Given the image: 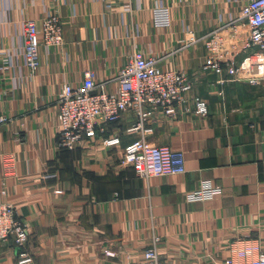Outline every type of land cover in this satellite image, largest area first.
<instances>
[{
    "label": "crops",
    "instance_id": "0c3cea01",
    "mask_svg": "<svg viewBox=\"0 0 264 264\" xmlns=\"http://www.w3.org/2000/svg\"><path fill=\"white\" fill-rule=\"evenodd\" d=\"M12 1L14 8L22 2ZM244 1L171 0V27L153 28L148 12L143 19L133 16L143 20L135 39L130 37L133 25L125 28L128 36L118 37L116 12L102 8L101 13L99 0L57 1L63 47L50 55L40 48V66L27 92H9L8 83L1 85L10 121L0 124V150L12 151L16 160L12 174L4 178L6 195L0 193V201L11 202L26 226L24 250L33 264H128L152 236L159 239L161 257L176 264H218L238 239H255L264 250V79L251 83L233 79L225 70H201L207 53L203 39L170 53L178 48L183 27L202 38L219 28L223 58L233 56L245 68L254 65V49L243 47L249 29L237 19ZM39 11L41 16L42 7ZM230 19L236 20L228 24ZM4 32L7 27H0ZM133 40L141 50L150 46L154 54L165 55L158 67L184 69L191 80L175 115L154 110L145 134L152 144L183 152L180 174L144 180L130 166L118 164L123 147L138 137L124 133L135 119L130 111L105 124L104 133L82 147H55L51 98L60 82L80 80L87 67H93L99 79L114 75ZM1 43L7 45L8 39ZM250 70L257 71L253 66ZM194 97L205 102V115L192 111ZM102 136H117L119 142L105 147ZM48 173L55 176L45 177ZM201 179L218 185L220 194L185 202L183 194ZM2 183L0 167V190ZM18 250L12 239L0 241V264H17Z\"/></svg>",
    "mask_w": 264,
    "mask_h": 264
},
{
    "label": "built area",
    "instance_id": "2783aa9c",
    "mask_svg": "<svg viewBox=\"0 0 264 264\" xmlns=\"http://www.w3.org/2000/svg\"><path fill=\"white\" fill-rule=\"evenodd\" d=\"M58 0H22L16 8L12 0H0V27H7L8 32L0 33V124L10 121L4 108L1 91L3 83L9 84V92H27L32 80L37 76L40 66L39 50L42 47L46 55L58 52L63 47L62 20ZM69 0H67L68 2ZM85 1V0H83ZM99 0L102 8L116 12L119 20L118 37H126V27L130 37L139 34V25L143 20H133L148 12V20L153 28L169 29L172 25L171 0ZM117 4L116 11L114 4ZM42 7L40 16L39 9ZM16 9L14 17L10 13ZM71 15L76 11L71 4ZM243 19L249 29V36L244 48L254 49L256 63L245 68L236 64L233 56L224 59L220 29H214L197 37L189 26L182 28L183 36L177 39L178 48L183 49L202 41L206 55L201 63V70L220 73L225 70L233 79H248L258 83L264 79V0H245L239 7L237 19ZM236 19H230L231 24ZM127 22V23H125ZM226 23V25H228ZM124 28V33L122 29ZM3 38L8 44L3 45ZM165 55L154 54L152 48L141 50L133 40L131 50L125 61L114 75L99 79L93 67L82 71L78 81L64 79L59 89L51 98L55 111V147L74 149L92 141L97 133L103 134L105 124L116 122L130 111L134 121L125 128L126 135L137 134L138 137L127 143L121 153L118 164L130 166L134 173L147 180L152 176L180 174L184 171V155L181 150L167 145L152 144L145 139L150 131L147 126L154 110L159 109L166 117H173L177 106L185 101L186 93L192 84L184 69L160 68L158 62ZM251 66L256 72L250 70ZM34 94V90L30 91ZM39 96H35L36 98ZM41 101L39 100V103ZM192 111L205 115V102L194 97ZM188 110V109H186ZM264 125V112L262 113ZM119 142L117 136H102L101 143L111 147ZM16 156L12 151L0 150V167L3 176L0 193L6 195L4 178L13 172ZM55 176L54 173L44 174ZM2 182V179H1ZM221 189L209 179H201L197 185L183 194L185 202L204 201L219 195ZM27 228L20 220L11 202L0 201V241L12 239L18 246L17 264H33L29 254L24 250L27 241ZM157 236H152L150 244L141 254L128 264H176L169 257H161L157 247ZM230 254L218 264H264V250L260 249L255 239H238L231 244ZM109 255L108 252H105Z\"/></svg>",
    "mask_w": 264,
    "mask_h": 264
},
{
    "label": "trees",
    "instance_id": "16d2710c",
    "mask_svg": "<svg viewBox=\"0 0 264 264\" xmlns=\"http://www.w3.org/2000/svg\"><path fill=\"white\" fill-rule=\"evenodd\" d=\"M68 150H71V149H66V148H59L58 151H68Z\"/></svg>",
    "mask_w": 264,
    "mask_h": 264
},
{
    "label": "rangeland",
    "instance_id": "374dc122",
    "mask_svg": "<svg viewBox=\"0 0 264 264\" xmlns=\"http://www.w3.org/2000/svg\"><path fill=\"white\" fill-rule=\"evenodd\" d=\"M61 192H62V190H61Z\"/></svg>",
    "mask_w": 264,
    "mask_h": 264
}]
</instances>
